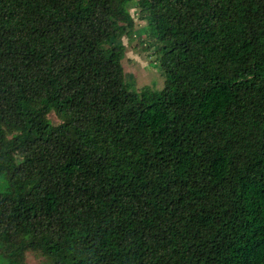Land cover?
I'll use <instances>...</instances> for the list:
<instances>
[{
    "label": "trees",
    "instance_id": "trees-1",
    "mask_svg": "<svg viewBox=\"0 0 264 264\" xmlns=\"http://www.w3.org/2000/svg\"><path fill=\"white\" fill-rule=\"evenodd\" d=\"M28 252L264 264V0H0V264Z\"/></svg>",
    "mask_w": 264,
    "mask_h": 264
},
{
    "label": "rangeland",
    "instance_id": "rangeland-1",
    "mask_svg": "<svg viewBox=\"0 0 264 264\" xmlns=\"http://www.w3.org/2000/svg\"><path fill=\"white\" fill-rule=\"evenodd\" d=\"M130 6V11L135 17L137 31L136 36H134L135 40L132 43H129V41L125 39L127 54L122 61L126 73L125 79L128 83H133L131 90L139 91L144 86H150L160 90L164 86V77L160 72V66L155 62L156 55L153 54V48L145 51L142 49L141 43H138V39L143 40L148 34L146 21L138 18L135 2L131 3ZM50 118L55 123L58 122V118L55 114L51 113ZM43 262L44 258L40 254L34 252L27 253L26 264H42Z\"/></svg>",
    "mask_w": 264,
    "mask_h": 264
}]
</instances>
